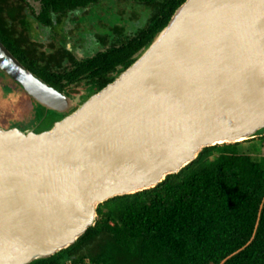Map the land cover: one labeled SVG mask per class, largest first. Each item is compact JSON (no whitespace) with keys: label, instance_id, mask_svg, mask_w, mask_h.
Instances as JSON below:
<instances>
[{"label":"water","instance_id":"95a60500","mask_svg":"<svg viewBox=\"0 0 264 264\" xmlns=\"http://www.w3.org/2000/svg\"><path fill=\"white\" fill-rule=\"evenodd\" d=\"M0 70L40 108H71L1 40ZM262 131L264 0H185L125 70L50 128L0 126V264L55 255L95 225L99 204Z\"/></svg>","mask_w":264,"mask_h":264},{"label":"trees","instance_id":"16d2710c","mask_svg":"<svg viewBox=\"0 0 264 264\" xmlns=\"http://www.w3.org/2000/svg\"><path fill=\"white\" fill-rule=\"evenodd\" d=\"M184 1L154 15L144 49ZM253 139L204 147L155 187L99 204L95 225L74 244L29 264H264V156L240 150Z\"/></svg>","mask_w":264,"mask_h":264},{"label":"flooded vegetation","instance_id":"af4514ba","mask_svg":"<svg viewBox=\"0 0 264 264\" xmlns=\"http://www.w3.org/2000/svg\"><path fill=\"white\" fill-rule=\"evenodd\" d=\"M177 1L0 0V39L70 101L86 100L106 78L124 70L129 54L144 51L146 31L158 23L154 15L173 9ZM11 82L21 91L5 92H22L30 103L13 127L45 129L74 108L62 114L44 110Z\"/></svg>","mask_w":264,"mask_h":264},{"label":"rangeland","instance_id":"374dc122","mask_svg":"<svg viewBox=\"0 0 264 264\" xmlns=\"http://www.w3.org/2000/svg\"><path fill=\"white\" fill-rule=\"evenodd\" d=\"M6 74L0 70V126L4 128H11L17 119L21 118L22 114L25 113L24 107H30L28 97L19 91V87L14 85L9 77L5 76ZM19 91L17 93L5 92L7 89H15ZM83 92H81V95ZM81 97H75L71 100L73 110L75 106H79L84 100L80 101ZM39 126V125H36ZM35 127V126H34ZM32 128V126L24 127L22 129ZM241 152L250 154L254 159H259L261 156H264V141L259 137H255L252 141H245L241 143L240 146ZM68 264H72L68 262Z\"/></svg>","mask_w":264,"mask_h":264}]
</instances>
